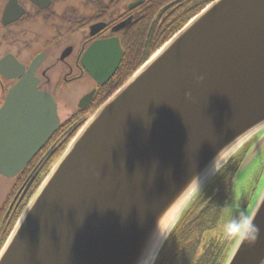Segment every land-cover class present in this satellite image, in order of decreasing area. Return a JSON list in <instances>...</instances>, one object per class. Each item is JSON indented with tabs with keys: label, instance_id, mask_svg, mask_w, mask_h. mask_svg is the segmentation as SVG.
Instances as JSON below:
<instances>
[{
	"label": "water",
	"instance_id": "95a60500",
	"mask_svg": "<svg viewBox=\"0 0 264 264\" xmlns=\"http://www.w3.org/2000/svg\"><path fill=\"white\" fill-rule=\"evenodd\" d=\"M96 55L92 70L87 60ZM122 55L118 43H98L85 67L104 85ZM41 62L0 110V175L8 178L60 125L53 97L37 89ZM255 140L236 179L264 152V0H214L82 126L20 216L0 264H156L185 215ZM248 216L256 238L235 239L224 264H264V188Z\"/></svg>",
	"mask_w": 264,
	"mask_h": 264
},
{
	"label": "flooded vegetation",
	"instance_id": "af4514ba",
	"mask_svg": "<svg viewBox=\"0 0 264 264\" xmlns=\"http://www.w3.org/2000/svg\"><path fill=\"white\" fill-rule=\"evenodd\" d=\"M140 2L143 4L138 6ZM145 3L146 0H0V110L34 61L41 58L34 71L37 89L53 97L60 118L51 140L22 172L13 178L0 175V250L64 141L70 142L98 109L96 106L115 86L119 71L124 68L131 72L141 55H147L156 43L157 24H152L149 31L143 25L147 20L142 13ZM184 5L179 4L173 13H182ZM173 13L160 16L162 28L172 22ZM107 42L118 43L123 55L112 79L101 85L86 69L84 58L95 44ZM96 57L87 60L92 70L97 67ZM82 88L87 91L80 93ZM93 93L92 101L86 105L84 100ZM256 140L240 153L243 159ZM243 159L236 166L237 172ZM232 239L228 237V242Z\"/></svg>",
	"mask_w": 264,
	"mask_h": 264
},
{
	"label": "trees",
	"instance_id": "16d2710c",
	"mask_svg": "<svg viewBox=\"0 0 264 264\" xmlns=\"http://www.w3.org/2000/svg\"><path fill=\"white\" fill-rule=\"evenodd\" d=\"M213 1L179 0L178 2L177 0H146V3L142 6V13L146 15L147 20H145L143 25L149 31L152 24H157L156 43L151 46V50L147 52V55H141L140 61L131 72L127 73L124 68L123 71L122 69L119 71L114 79V82H116L115 86L110 89L106 97L96 106V109L102 106L157 50ZM181 3L185 4L183 6L185 8L182 13L176 16V13L174 14L173 12H176ZM169 12L173 13V20L170 23L168 22L166 28H162L161 21H159L160 16ZM154 18L157 19V22L153 20ZM142 43L143 51H145V41L143 40ZM68 144L69 140L64 141L61 150L55 158H59V154L63 152ZM240 156L241 154L236 156L220 172L191 210L185 215L165 245L156 264H223L231 248L228 236L209 238L207 234L216 229L222 219L223 211L228 201V192L231 188L228 178L233 175L232 181L236 179L238 173L236 166L240 162ZM226 181L227 183L225 184ZM222 197L224 200H221ZM200 207L206 208L201 211Z\"/></svg>",
	"mask_w": 264,
	"mask_h": 264
},
{
	"label": "rangeland",
	"instance_id": "374dc122",
	"mask_svg": "<svg viewBox=\"0 0 264 264\" xmlns=\"http://www.w3.org/2000/svg\"><path fill=\"white\" fill-rule=\"evenodd\" d=\"M86 91H87L86 88H82V92H80V93H84ZM64 150H63V152H64ZM62 153L59 154V157L62 155ZM245 157H244V159H245ZM58 159L59 158H55L53 160V163H52L49 171L47 172V175L50 172V170L52 169V167L55 165V163L57 162ZM241 159H243L242 154H241L239 160H241ZM47 175H46V177H47ZM46 177H45V179H46ZM233 177L234 176L231 175L230 178H232V179L228 178V181L231 185L230 186L231 188L228 192L229 199L227 197L228 201H227L226 206L224 208L222 219H221L220 223L218 224L217 228L214 229L213 231L209 232V234H207V236L209 235V238H216V236H218L220 238L225 237L226 236V234H225L226 225L232 219L239 218V216L241 214H247L248 215V213L253 208L255 201H257L258 197L260 196V194L264 188V152H263V156L258 158V160L255 162L254 165L251 166V168L249 169L248 172L242 174L240 178H237L234 181H232ZM226 183H227V181L225 182V184ZM221 200H224V198L222 197ZM205 208L206 207H200L201 211L204 210ZM235 239H237V238L233 237V241H231V244H230L231 248H232V245H233ZM205 240H206V238H205ZM224 262H223V264H224ZM221 263H222V261H221Z\"/></svg>",
	"mask_w": 264,
	"mask_h": 264
},
{
	"label": "clouds",
	"instance_id": "9594fccd",
	"mask_svg": "<svg viewBox=\"0 0 264 264\" xmlns=\"http://www.w3.org/2000/svg\"><path fill=\"white\" fill-rule=\"evenodd\" d=\"M258 228L247 214H241L239 218L232 219L227 225L225 234L228 237H235L240 241L253 240L256 238Z\"/></svg>",
	"mask_w": 264,
	"mask_h": 264
},
{
	"label": "bare ground",
	"instance_id": "6f19581e",
	"mask_svg": "<svg viewBox=\"0 0 264 264\" xmlns=\"http://www.w3.org/2000/svg\"><path fill=\"white\" fill-rule=\"evenodd\" d=\"M86 122H87V121H86ZM86 122H85V123H86ZM85 123H84V124H85ZM84 124H83V125H84ZM83 125H82V126H83ZM82 126H81V128H82ZM81 128H80V129H81ZM79 131H80V130H79ZM79 131H78V132H79ZM77 134H78V133H77ZM77 134H76V135H77Z\"/></svg>",
	"mask_w": 264,
	"mask_h": 264
}]
</instances>
